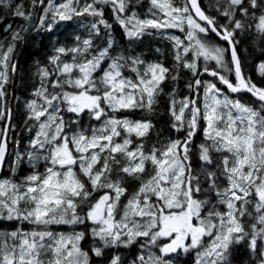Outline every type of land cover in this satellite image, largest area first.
Masks as SVG:
<instances>
[{
	"label": "snow or ice",
	"instance_id": "obj_1",
	"mask_svg": "<svg viewBox=\"0 0 264 264\" xmlns=\"http://www.w3.org/2000/svg\"><path fill=\"white\" fill-rule=\"evenodd\" d=\"M0 5L26 21L0 43V264H264V83L238 51L251 36L264 55V0H217L223 23L198 0ZM63 22L77 26L72 43L36 61L32 135L8 163L15 42ZM145 35L171 43L169 66L135 51ZM161 97L167 136L150 119Z\"/></svg>",
	"mask_w": 264,
	"mask_h": 264
},
{
	"label": "trees",
	"instance_id": "obj_2",
	"mask_svg": "<svg viewBox=\"0 0 264 264\" xmlns=\"http://www.w3.org/2000/svg\"><path fill=\"white\" fill-rule=\"evenodd\" d=\"M145 1V0H144ZM200 6L206 15L217 17L221 23L224 22L222 16L216 10L217 0H199ZM60 2V0H56ZM13 5L23 4L25 10H28L30 0H12ZM143 7L141 11H145ZM39 11V9H38ZM37 11V12H38ZM42 12V11H41ZM40 12V13H41ZM106 17L109 16V13H105ZM37 15L34 16L31 23H38ZM110 18V17H109ZM88 18L85 17V20ZM25 22L21 17L15 16L11 17V11L9 9L3 8L0 5V43H3L7 47V43L11 40V35L13 30H18L22 25H25ZM76 24L73 22H63L58 28L54 29L51 33L49 32H32L31 35L27 37L23 32L21 33L25 39L22 41L15 42V49L12 54V62L17 63L16 73L17 75L13 77L14 74L10 72V81L6 85L8 90L7 103L6 107L12 109V118L11 124L15 125L14 129H10L8 133V163L14 158V155L17 150L23 152L25 150L29 136L32 133L25 131L24 124V104L27 99H30V92L36 83L39 82L38 77L34 76V73L37 70L36 61L39 60L41 65L46 63L47 55L51 54V48L53 46V41L57 44L63 42L66 44L72 43V36L76 31ZM115 36L117 39L124 43V37L121 33V30L118 26H115ZM79 34L83 37L86 34V31L81 29ZM179 34V33H178ZM103 37L97 38V42H100ZM213 39H217L213 37ZM240 39V45L238 51L240 53L241 62H242V71L246 77H252V80L257 78V65L260 61L264 60V55L261 54L259 50V45L253 46L251 43V36L238 37ZM221 44L223 42L220 41ZM159 48L160 52L157 53L156 49ZM134 49L137 52H143L145 56L150 60H161L165 66H169L171 61V43L164 38L163 36L156 35H145L141 38L140 41L134 44ZM186 75V74H182ZM264 82V78H258V82ZM261 82H259L261 84ZM181 90L180 95H186L187 92L183 88L184 80H181ZM165 91H168V84L165 82ZM18 97V99H17ZM242 98L253 99L249 95L244 94ZM11 104V106H10ZM160 108L163 110L164 115H158L150 117L156 125L155 131L163 130L162 135L167 136L169 130L167 128V100L164 97H161ZM6 121H0V127ZM19 139V145L16 144V140ZM156 139V136H153L149 139V145ZM199 139V137H197ZM27 165H21L19 171L21 174H25ZM8 169L6 167L3 174H7Z\"/></svg>",
	"mask_w": 264,
	"mask_h": 264
},
{
	"label": "flooded vegetation",
	"instance_id": "obj_3",
	"mask_svg": "<svg viewBox=\"0 0 264 264\" xmlns=\"http://www.w3.org/2000/svg\"><path fill=\"white\" fill-rule=\"evenodd\" d=\"M146 7H147V0H145L144 1V8L146 9ZM38 11V10H37ZM42 11V9H39V11L38 12H36L35 14H34V16L35 15H37V17H38V15L40 14V12ZM107 12V11H106ZM11 17H15V15H13L12 13H11ZM26 23V22H25ZM32 32L33 31H31V30H29L28 32H26V33H23V35L25 34V36L27 37L28 35H31L32 34ZM15 63V62H14ZM16 65H17V63H15ZM17 68V67H16ZM257 72V78L256 79H254V83H256L258 86L260 85V83L259 82H261V81H259L258 82V78H264V77H261L260 76V74L258 73V71H256ZM12 74H14L13 75V77H15L16 75H17V73H16V71H15V73H12ZM251 79H252V77H251ZM261 83H264V82H261ZM246 95H249L250 96V94H247V93H245ZM251 97V96H250ZM5 169H6V167H4V171H5ZM4 171H3V173H4Z\"/></svg>",
	"mask_w": 264,
	"mask_h": 264
},
{
	"label": "water",
	"instance_id": "obj_4",
	"mask_svg": "<svg viewBox=\"0 0 264 264\" xmlns=\"http://www.w3.org/2000/svg\"><path fill=\"white\" fill-rule=\"evenodd\" d=\"M198 3L200 4L199 0H198ZM223 43H225V42H223ZM11 118H12V115H11ZM6 123H7V121H6ZM7 149H8V143H7ZM3 171H4V167L3 168H0V174H3Z\"/></svg>",
	"mask_w": 264,
	"mask_h": 264
},
{
	"label": "bare ground",
	"instance_id": "obj_5",
	"mask_svg": "<svg viewBox=\"0 0 264 264\" xmlns=\"http://www.w3.org/2000/svg\"><path fill=\"white\" fill-rule=\"evenodd\" d=\"M25 24H26V23H25ZM10 106H11V104H10ZM11 113H13V112H12V109H11ZM7 158H8V156H7Z\"/></svg>",
	"mask_w": 264,
	"mask_h": 264
},
{
	"label": "rangeland",
	"instance_id": "obj_6",
	"mask_svg": "<svg viewBox=\"0 0 264 264\" xmlns=\"http://www.w3.org/2000/svg\"><path fill=\"white\" fill-rule=\"evenodd\" d=\"M170 31H172V30H170ZM178 34V33H177Z\"/></svg>",
	"mask_w": 264,
	"mask_h": 264
}]
</instances>
